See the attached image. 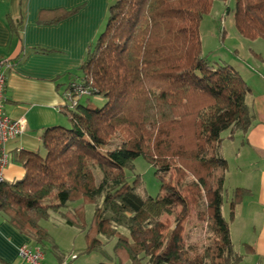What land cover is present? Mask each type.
<instances>
[{
	"label": "trees",
	"instance_id": "1",
	"mask_svg": "<svg viewBox=\"0 0 264 264\" xmlns=\"http://www.w3.org/2000/svg\"><path fill=\"white\" fill-rule=\"evenodd\" d=\"M212 1L109 5L105 27L81 65L82 77L66 88L69 102L61 106L66 123L46 129L42 152L25 154L22 178L0 182L1 213L42 250L49 234L40 220L81 199L95 204L87 251L101 246L92 234L99 233L117 236L114 253L129 264L239 262L221 215L226 160L218 149L221 130L249 128L250 87L233 66H214L201 54L198 25ZM233 2L238 32L264 38V0ZM93 95L103 97L100 107L91 106ZM111 138L116 143L108 146ZM137 156L160 178L155 197L139 193L125 178L124 168ZM164 173L171 174L168 181H162ZM244 192L234 190L231 207ZM181 201L207 220L208 245L185 244L186 214L172 226L160 220ZM82 210L80 205L62 213L65 222L84 228Z\"/></svg>",
	"mask_w": 264,
	"mask_h": 264
},
{
	"label": "crops",
	"instance_id": "2",
	"mask_svg": "<svg viewBox=\"0 0 264 264\" xmlns=\"http://www.w3.org/2000/svg\"><path fill=\"white\" fill-rule=\"evenodd\" d=\"M114 1L0 0L2 111L26 122L24 133L0 146L8 156L5 181L22 178L25 154L42 152L46 129L66 123L61 112V106L69 102L66 88L82 77L81 65L104 29ZM258 85L248 102L245 97L251 113L249 128L229 131L219 144L226 160L223 186L229 208L227 218L221 215L227 221L233 251L241 256L237 264H264V79ZM236 188L245 192L231 207ZM233 231L238 250L233 246ZM20 246L39 245L0 211V263L29 264L19 257ZM61 261L59 257L54 264ZM44 262L49 264L45 255Z\"/></svg>",
	"mask_w": 264,
	"mask_h": 264
},
{
	"label": "rangeland",
	"instance_id": "3",
	"mask_svg": "<svg viewBox=\"0 0 264 264\" xmlns=\"http://www.w3.org/2000/svg\"><path fill=\"white\" fill-rule=\"evenodd\" d=\"M233 9V0H213L211 2L209 11L202 16L198 25L200 49L201 54L205 55L212 65L229 64L238 70L242 79L250 87L246 96L248 102L251 94L256 92L255 87L257 86L258 89V84L264 79V38L250 39L242 36L235 26ZM103 103L102 96L93 95L90 98L92 107H100ZM64 119L67 121L66 117ZM228 133V128L221 130V140H224ZM115 143L116 138H111L108 146H113ZM219 171L220 169L216 170V172ZM178 172L180 171L176 173ZM124 173L127 182L133 184L135 190L141 194L155 197L161 190L160 178L155 167L142 156H137L132 161L131 167H125ZM170 175L162 174V181H168L171 176L175 177V172L173 171ZM94 176L95 181L98 182L101 177L98 168L94 170ZM178 177L181 178L180 181L185 179L181 174ZM179 180L176 181L179 182ZM222 197L221 213L227 218L229 208L228 196L225 191H222ZM80 205L83 209L84 228L67 224L62 215V213L69 212L70 209ZM94 206V203H84L81 199H72L67 202L66 207H62L59 211H50L46 218L40 220L41 225L49 234V239L45 241L42 250L47 263L54 264L61 257L64 261L59 264H129L128 261H121L119 256L114 253L116 235L107 239L102 234L92 233L102 244L90 251L86 250L88 244L86 233L92 222ZM196 213L194 207L181 201L180 204L172 208L170 213H163L160 220L172 226L176 218L181 219L182 215L186 214L181 223V233L185 244L197 242L206 246L210 243L212 235L208 231V222L205 217L202 215L198 218L195 216ZM118 230L126 231L122 227H118ZM232 237L233 246L238 250L240 245L234 237V231Z\"/></svg>",
	"mask_w": 264,
	"mask_h": 264
},
{
	"label": "built area",
	"instance_id": "4",
	"mask_svg": "<svg viewBox=\"0 0 264 264\" xmlns=\"http://www.w3.org/2000/svg\"><path fill=\"white\" fill-rule=\"evenodd\" d=\"M3 61H0V146L8 139L21 135L26 130V122L23 118H9L2 111L3 88L5 84V75L3 70ZM1 149V147H0ZM8 163V156L3 149L0 151V182L4 180L3 169ZM18 255L29 264H46L44 262V253L39 247L30 249L27 246L18 248ZM65 264V263H63Z\"/></svg>",
	"mask_w": 264,
	"mask_h": 264
}]
</instances>
